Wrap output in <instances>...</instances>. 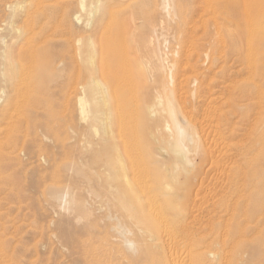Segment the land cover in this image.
Listing matches in <instances>:
<instances>
[{
	"label": "rangeland",
	"instance_id": "rangeland-1",
	"mask_svg": "<svg viewBox=\"0 0 264 264\" xmlns=\"http://www.w3.org/2000/svg\"><path fill=\"white\" fill-rule=\"evenodd\" d=\"M160 1L0 0V264H151L188 247L223 252L220 264H264L263 207L240 239L225 236L230 210L220 212L264 202L256 29L241 28L236 40L205 0H173L170 17ZM153 28L167 36L173 98L198 139L192 168L166 151ZM53 187L67 188L71 209L50 196ZM119 207L140 242L134 255L109 250L120 248L108 218Z\"/></svg>",
	"mask_w": 264,
	"mask_h": 264
},
{
	"label": "bare ground",
	"instance_id": "bare-ground-1",
	"mask_svg": "<svg viewBox=\"0 0 264 264\" xmlns=\"http://www.w3.org/2000/svg\"><path fill=\"white\" fill-rule=\"evenodd\" d=\"M206 1V9L207 12L210 14H212L214 12V10H218L220 15H221V25L222 28L224 30L225 33H227L228 31L233 32V35L236 40L238 39V35L240 33V29L241 28H245V27H254L256 29V38L258 40V42L261 44L262 46V56L264 57V0H205ZM80 5L82 8H84V0H80ZM173 0H161L160 1V10L163 12V14L166 17H170L171 15H173ZM255 7V8H253ZM205 8V7H204ZM214 14L210 15L213 17ZM81 18V17H80ZM92 18H93V14H92ZM91 18V19H92ZM211 18V17H210ZM75 19L78 22V16H75ZM93 20V19H92ZM215 21V20H214ZM216 23V21H215ZM217 24V23H216ZM85 26L88 27L90 29H93L92 25H91V20L89 19L87 22H85ZM218 26V25H217ZM253 28V29H254ZM254 29V30H255ZM250 30V28H249ZM217 31V30H216ZM248 31V30H247ZM252 31V28L251 30ZM250 33V32H249ZM221 38V35H220ZM249 40V39H248ZM151 42L153 45L152 51L154 53V56L156 57V59L158 61L161 62L162 67L164 68V73H163V77L165 79V84H163L165 87H163L164 89V93L162 92L161 96L158 95L157 97H159L158 102L159 103V116L160 119L159 121L162 122V129L164 130V132L167 133V139H166V144H167V152L173 154L175 157H177V161H179L181 163V165L188 167V168H192L194 166V155L197 153L198 151V139L196 137L195 132L192 129V124H189L187 122V120L183 117V115H181L180 111L177 108V105L174 101L173 98V93H172V89L171 86L174 82V73H173V64H169L168 60H167V36H165V34L163 32H157L156 28L152 29V37H151ZM223 42V39H222ZM249 42V41H248ZM249 44V43H248ZM230 45V44H229ZM249 52V51H248ZM176 52H174L173 54H175ZM167 63V64H166ZM251 63V62H250ZM166 65V66H165ZM163 70V69H162ZM254 71V69H253ZM163 79V78H162ZM249 79V78H248ZM253 80V79H252ZM164 83V82H163ZM256 83V82H255ZM258 84V83H257ZM81 85V84H80ZM259 85V84H258ZM261 85V84H260ZM259 85V86H260ZM232 86V85H231ZM235 86V85H234ZM262 86V85H261ZM264 87V86H263ZM194 88V87H193ZM262 89V88H261ZM259 90V88L257 89V91ZM194 91V90H193ZM230 93V92H229ZM194 94V93H193ZM192 94V95H193ZM262 95V94H260ZM230 96V95H229ZM261 98V97H260ZM259 98V99H260ZM263 98V97H262ZM264 99V98H263ZM214 100V99H213ZM194 102V101H193ZM259 102V101H258ZM84 98L80 97L79 98V105H80V111H81V115L82 117L85 115V108H84ZM211 103V102H210ZM220 103V102H219ZM212 104V103H211ZM258 104V103H257ZM218 106V104H217ZM259 106H262L259 105ZM215 108V107H213ZM222 108V107H221ZM261 108V107H260ZM263 108V106H262ZM223 109H221L222 111ZM261 110V109H260ZM216 111V108L215 110ZM219 111V110H218ZM258 111V110H257ZM256 111V112H257ZM210 113V112H209ZM212 113V112H211ZM210 113V114H211ZM206 114V113H205ZM219 115V114H218ZM256 116V115H255ZM206 117H208L206 115ZM210 117V115H209ZM215 117V116H214ZM213 117V118H214ZM212 118V117H211ZM212 118V119H213ZM257 118V117H256ZM255 118V121L257 120ZM214 120V119H213ZM193 122V121H192ZM210 122V121H209ZM161 124V123H159ZM211 124V123H210ZM216 124V123H215ZM253 125V124H252ZM205 126V124H204ZM203 128V127H202ZM252 128V127H251ZM161 129V128H160ZM161 129V130H162ZM208 129V128H207ZM160 130V131H161ZM162 130V131H163ZM196 130V129H195ZM216 131V129H215ZM210 132V131H209ZM205 134H208L205 133ZM221 134V133H220ZM218 135V134H217ZM249 135V134H248ZM213 136V134H212ZM166 137V136H165ZM207 137V135H206ZM214 137V136H213ZM224 137V136H223ZM211 138V137H210ZM218 138V137H217ZM207 139V138H205ZM219 139V138H218ZM255 139V138H254ZM208 140V139H207ZM220 140V139H219ZM259 140V139H258ZM206 141V140H205ZM262 142L264 144V137L262 139ZM204 143V142H203ZM207 144V143H206ZM209 145V144H208ZM257 145V144H255ZM212 146V145H211ZM264 146V145H263ZM222 147V146H221ZM228 147V146H227ZM210 149V148H209ZM224 149V148H223ZM221 151V150H220ZM219 151V152H220ZM230 151H232L230 149ZM211 152V151H210ZM214 152V150H213ZM224 152V151H223ZM228 152V151H227ZM166 153V152H165ZM233 153V152H232ZM225 154V153H224ZM229 154V153H227ZM212 155V154H211ZM42 157V156H41ZM232 158V157H231ZM226 159V158H225ZM230 160V159H229ZM232 160V159H231ZM241 161V160H240ZM214 162V161H213ZM223 162V161H222ZM238 162V161H237ZM264 163V159L262 161ZM262 163V164H263ZM231 164V163H230ZM264 165V164H263ZM178 166V165H177ZM258 166V165H257ZM74 167V165H73ZM214 167V166H213ZM72 168V167H70ZM243 168V167H242ZM258 168V167H257ZM261 170V168H259ZM77 170V169H76ZM189 170V169H188ZM243 170V169H242ZM246 170V169H245ZM259 170V172H260ZM228 171V170H227ZM244 171V170H243ZM263 171V170H262ZM261 171V172H262ZM217 172V171H216ZM221 172V171H220ZM257 173V174H262V173ZM222 173V172H221ZM219 174V173H218ZM232 174V173H231ZM242 174V173H241ZM255 174V172L253 173ZM227 175V174H226ZM243 175V174H242ZM264 175V171L262 176ZM257 176V175H255ZM259 176V175H258ZM244 177V176H243ZM264 177V176H263ZM259 178V177H257ZM206 179V178H205ZM254 179V176L253 178ZM197 180V179H196ZM217 180V179H216ZM243 180V179H242ZM261 180V179H260ZM263 180V179H262ZM264 181V180H263ZM262 181V182H263ZM214 182V181H213ZM216 182V181H215ZM252 182V181H251ZM261 182V183H262ZM202 183V182H201ZM223 183V182H222ZM244 183V182H243ZM256 183V181L254 182ZM260 183V181H257V184ZM260 183V184H261ZM217 186V185H216ZM228 186V183H227ZM61 187V186H60ZM60 187H53L50 189V196H52L53 198H55L56 200H60V203H62V206L65 207V209L67 208V205L69 204H73L74 200L72 197H69L67 188H60ZM228 189V188H226ZM203 191V190H202ZM222 193V192H221ZM224 194V193H223ZM221 195V194H220ZM243 195V194H242ZM204 197V196H203ZM214 197V196H213ZM241 197V196H240ZM216 198V197H215ZM212 199V198H211ZM237 199V198H236ZM239 199V197H238ZM248 199V198H247ZM57 200V201H58ZM254 200V201H253ZM234 201V200H233ZM242 201V200H241ZM261 201V200H260ZM259 200H255L252 199V202H249V204H247V202H245L246 204H241L238 201H235L234 203H232L231 205H227L224 206L223 208L220 207V212H227L229 211L228 215L231 220L232 218V222L230 224L229 223V219H228V223L226 221L223 231L226 237L228 238H235L238 236H245L247 235L246 233H253L254 228L256 229L255 226H252L249 224V222H252V220L258 216V213H260V210H264V202L261 203ZM122 202V201H121ZM75 204V203H74ZM207 204V203H206ZM224 205V204H223ZM198 206V205H197ZM71 206L69 205V208ZM84 207V206H82ZM194 207V206H193ZM207 207V206H204ZM219 207V206H218ZM120 208V207H119ZM199 208V207H198ZM64 209V210H65ZM71 209V208H70ZM73 209V207H72ZM194 209V208H193ZM196 209V208H195ZM211 209V208H210ZM209 210V209H208ZM212 210V209H211ZM211 210H209L211 212ZM219 210V208H218ZM196 211V210H195ZM214 211V210H213ZM217 211V209H216ZM192 212V211H191ZM198 212V211H196ZM219 212V211H217ZM212 213V212H211ZM215 213V212H214ZM213 213V214H214ZM221 214L219 216L224 215ZM226 213V214H227ZM264 213V212H263ZM199 215V214H198ZM203 215V214H202ZM210 217L214 215H209ZM264 216V215H263ZM112 218L114 223L112 225L114 231L117 234V238H118V243L120 244V248H116V242L115 245L112 246L109 250H116V253L121 251L124 254H126V252H128L131 255L136 254L137 252H139L140 250V245L139 243L130 237V235L132 234V230L130 228V226L128 225V222L125 219V215L123 213V210L120 208V210H115V212H113L111 215H109L108 218ZM193 217V215H192ZM196 217V216H195ZM199 218V217H198ZM258 218V217H257ZM197 219V217H196ZM200 219V218H199ZM211 219V218H210ZM226 219V220H227ZM213 220V219H212ZM139 221V220H137ZM207 221V220H206ZM210 221V220H208ZM207 221V222H208ZM246 221H248L246 223ZM221 222V221H220ZM137 222H135L136 225ZM206 223V222H205ZM209 223V222H208ZM211 223V222H210ZM209 223V224H210ZM255 223V222H254ZM208 224V225H209ZM221 224V223H220ZM219 224V226H220ZM261 224V223H260ZM264 224V223H263ZM138 225V224H137ZM217 225V222L215 224V226ZM255 225V224H254ZM143 226V225H142ZM145 226V225H144ZM143 226V227H144ZM223 226V225H222ZM210 228H211V224H210ZM218 226H216L215 231L214 232H218L219 231ZM140 230V229H139ZM143 230V229H142ZM214 230V229H213ZM144 231V230H143ZM222 232V229H221ZM220 232V234H221ZM258 232V231H257ZM135 233V232H134ZM148 233V232H147ZM219 233V232H218ZM256 233V231H255ZM169 234V233H168ZM245 234V235H243ZM161 236V235H160ZM168 235L166 234V237ZM224 236V237H225ZM114 237V236H113ZM163 237V235H162ZM171 237L168 236L167 239ZM150 240L153 243V246L157 249L161 248L162 243H160V240H158V238H156V236L150 235L149 236ZM164 238V237H163ZM173 238V237H172ZM171 238V239H172ZM175 238V236H174ZM186 238V237H185ZM184 238V240H185ZM239 238V237H238ZM194 239V238H193ZM204 239V238H202ZM224 239V238H223ZM240 239V238H239ZM215 240V238H214ZM173 241V239H172ZM171 241V243H172ZM189 241V240H188ZM187 241V242H188ZM213 241V240H212ZM237 241V240H236ZM234 241V242H236ZM166 242V241H165ZM168 242V240H167ZM186 242V241H185ZM202 242L199 241V239L195 240V242H191L192 246H199V244ZM216 242V241H215ZM226 242V241H225ZM233 242V243H234ZM114 243V242H113ZM204 243V241H203ZM112 244V243H111ZM174 244V242H173ZM177 244V243H176ZM179 244V242H178ZM177 244V245H178ZM202 244V243H201ZM217 244V243H216ZM180 245V244H179ZM234 245V244H233ZM237 245V244H236ZM169 247V246H168ZM179 246H176L174 248H177ZM181 247V246H180ZM173 248V247H171ZM200 248V247H197ZM169 248H167L168 250ZM185 249V247H184ZM188 249L186 252H182L183 250H174L172 252V254L170 253V251H172L171 249L168 251V253H170L172 255V257H169V261L168 260H164L161 257L164 255H162L161 257L159 256H154L151 257V264H220L219 262H217L221 255V252H199V250L196 251H191V248L188 247ZM209 250V249H207ZM212 250V249H210ZM126 251V252H125ZM166 251V250H165ZM245 251V250H244ZM115 253V252H113ZM223 253V252H222ZM221 253V254H222ZM122 254V255H124ZM233 254V253H232ZM236 253H234L233 255H235ZM244 254V253H241ZM121 255V254H120ZM224 255H227L224 254ZM231 255V254H230ZM232 255V257H233ZM238 255V254H237ZM236 255V256H237ZM169 256V255H168ZM207 256H209L211 258L210 261H208ZM224 257V256H223ZM228 257V256H227ZM231 260L234 261V257ZM242 257V256H241ZM119 258V257H118ZM225 258V257H224ZM261 258V257H260ZM167 259V258H166ZM230 259V256H229ZM223 260L226 259H222V261L220 260V262H223ZM228 261V260H227ZM237 263L239 261V259L236 260ZM225 262V261H224ZM235 262V261H234ZM240 262V261H239ZM253 262V261H252ZM227 262H225L226 264ZM236 263V264H237ZM229 264V263H228ZM233 264V263H232Z\"/></svg>",
	"mask_w": 264,
	"mask_h": 264
}]
</instances>
